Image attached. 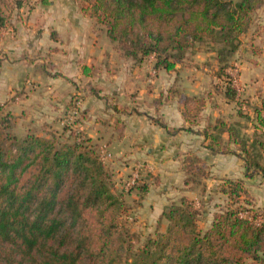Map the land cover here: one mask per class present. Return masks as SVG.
Segmentation results:
<instances>
[{
    "label": "crops",
    "instance_id": "0c3cea01",
    "mask_svg": "<svg viewBox=\"0 0 264 264\" xmlns=\"http://www.w3.org/2000/svg\"><path fill=\"white\" fill-rule=\"evenodd\" d=\"M9 28L0 36V108L11 114L13 130L48 136L62 128L72 97L82 93L80 129L112 154L106 162L115 178L145 165L141 176L149 190L142 199L131 192L128 202L135 225L157 229L164 211L186 197L201 208L206 230L231 203L222 192L227 180L242 182L245 208L264 210V169L246 165L249 155L264 167V125L256 112L264 100V4L230 59L229 74L245 85L236 100L225 94L213 43L197 48L175 71H156L153 57L144 62L123 57L82 0H33L16 10ZM218 120L235 128L238 137L230 142L235 153L207 147L204 129ZM222 137L230 141V133ZM196 157L201 162L191 173L187 164ZM200 168L203 177L197 176ZM193 176L198 181L187 183Z\"/></svg>",
    "mask_w": 264,
    "mask_h": 264
},
{
    "label": "trees",
    "instance_id": "16d2710c",
    "mask_svg": "<svg viewBox=\"0 0 264 264\" xmlns=\"http://www.w3.org/2000/svg\"><path fill=\"white\" fill-rule=\"evenodd\" d=\"M12 1L11 6L0 0V29L11 23L13 10L33 0ZM82 2L86 13L106 26L123 57L137 62L153 57L156 71H175L198 42L222 44L217 50V73L224 80L227 98L236 100L230 59L264 0ZM77 99L83 103L75 118L80 128L85 114L82 93L72 97L66 115ZM263 111L264 100L256 110L261 125ZM10 116L0 108V264H264V226L240 215L246 207L240 200L246 194L242 182L226 181L222 192L231 203L221 208L208 229L199 227L201 208L183 197L164 211L156 235L137 248L136 234L123 220L130 218L132 206L124 191L115 190V172L101 158L97 145L78 127L65 124V140L57 131L48 136L19 135ZM224 132L230 133V141H223ZM203 133L210 139L211 151L234 152L230 142L238 135L224 120ZM260 145L263 148L264 141ZM246 158L248 169H264L256 156ZM196 162L201 159L191 160L187 171L193 173ZM202 169L198 177L206 175ZM196 177H187L186 182L198 181ZM143 179L140 176L129 191H136L141 199L149 190Z\"/></svg>",
    "mask_w": 264,
    "mask_h": 264
},
{
    "label": "built area",
    "instance_id": "2783aa9c",
    "mask_svg": "<svg viewBox=\"0 0 264 264\" xmlns=\"http://www.w3.org/2000/svg\"><path fill=\"white\" fill-rule=\"evenodd\" d=\"M5 30L10 31L11 29L9 28V26L0 29V36L3 34ZM231 76H232V85L237 91V97L240 98L244 93L245 85L241 82L240 78L237 75H231ZM82 104H83L82 99H77L74 102L72 111L64 117L63 123L65 125H70L71 127H78L77 125H75V118L78 116V108H80ZM78 129L81 131L79 127ZM99 154L101 158L105 161L108 158L112 157V154L108 151V149L105 146L99 148ZM142 168H145V165L139 164L138 167H136V169L132 172L131 176L124 181L123 187L126 191H130V189L133 188L140 180ZM240 215L250 220L254 224L264 226V210H258L249 207L241 210Z\"/></svg>",
    "mask_w": 264,
    "mask_h": 264
},
{
    "label": "rangeland",
    "instance_id": "374dc122",
    "mask_svg": "<svg viewBox=\"0 0 264 264\" xmlns=\"http://www.w3.org/2000/svg\"><path fill=\"white\" fill-rule=\"evenodd\" d=\"M238 1H240V0H235V2H238ZM7 2H9L10 5L12 6V3H13L12 0H7ZM4 8H5V10L7 11L8 14L9 13L11 14V10H9L6 7H4ZM15 12H16V10H13L12 11V16H13V14H15ZM254 19H255V15H254ZM11 24H12V20H11V23L8 24V26L11 25ZM205 45L206 46H210V44H208L207 41H203V42L196 43L192 48H190L188 50V52L186 54V57L189 59L190 56H193L196 53V51H197L196 49L197 48L202 47V46L205 47ZM213 46L215 47V49L217 51V50H219L221 48L222 44H214ZM61 127L62 128L56 130L57 131V136H61L62 135L61 138L63 140H65L66 138H68L67 137L68 134H65L64 131H63L64 130V127L63 126H61ZM130 176H131V174L129 176L127 175L126 177H118V178L116 177L115 178V182L118 185L117 188H115V190L117 192L124 191L126 193L125 195H126V198H127V202H131L132 201V198L130 197L129 191H126L124 189L123 184H124V181L127 180ZM244 209H245V207H244ZM123 220H124V222H126V221L128 222L127 224L130 225L131 231L136 234L135 243L134 244H135V246L137 248L141 247L147 241V239L150 236H155L156 235V229L153 228V227L145 228L143 226V224L140 223V222L137 223V225H135L133 219H126V218H124ZM206 224H207V222H205L204 218H202L200 216L199 227L201 228V226H205ZM201 230L204 231L203 227L201 228Z\"/></svg>",
    "mask_w": 264,
    "mask_h": 264
}]
</instances>
